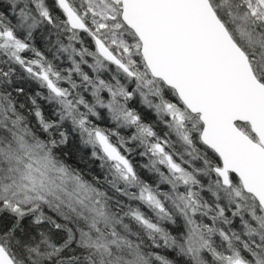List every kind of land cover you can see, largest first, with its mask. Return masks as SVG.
<instances>
[{
    "label": "snow or ice",
    "instance_id": "snow-or-ice-1",
    "mask_svg": "<svg viewBox=\"0 0 264 264\" xmlns=\"http://www.w3.org/2000/svg\"><path fill=\"white\" fill-rule=\"evenodd\" d=\"M0 264H264V0H0Z\"/></svg>",
    "mask_w": 264,
    "mask_h": 264
},
{
    "label": "trees",
    "instance_id": "trees-1",
    "mask_svg": "<svg viewBox=\"0 0 264 264\" xmlns=\"http://www.w3.org/2000/svg\"><path fill=\"white\" fill-rule=\"evenodd\" d=\"M42 46V45H41ZM87 151V150H86ZM73 162H75V161H73ZM81 167H83V165H81Z\"/></svg>",
    "mask_w": 264,
    "mask_h": 264
}]
</instances>
